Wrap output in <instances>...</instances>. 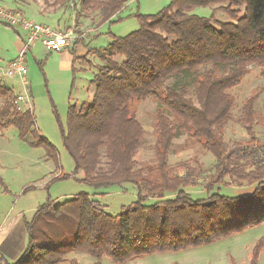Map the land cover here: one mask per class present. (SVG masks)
Returning a JSON list of instances; mask_svg holds the SVG:
<instances>
[{
    "label": "trees",
    "instance_id": "16d2710c",
    "mask_svg": "<svg viewBox=\"0 0 264 264\" xmlns=\"http://www.w3.org/2000/svg\"><path fill=\"white\" fill-rule=\"evenodd\" d=\"M127 1L41 0V5L52 13L73 12L76 25L91 19L95 28L115 21ZM198 6H210L211 15H198ZM19 7L10 9L27 17ZM219 12L226 19L217 18ZM134 16L137 29L120 36L109 32L106 45L88 50L100 61L89 81V98L68 105L66 128L60 125V131L74 160V177L81 172L79 180L93 188L130 182L135 200L114 215L86 191L59 203L47 201L30 219L20 218L21 233L0 243V264H59L74 251L93 256V264H100L104 255L121 264L208 244L264 222V147L243 140L228 145L222 137L235 102L230 89L252 64L264 77V0H170L156 13ZM76 42L83 40L75 37ZM12 94L0 84V98L9 99L0 106V131L12 125L21 139L32 135L27 143L43 146L56 160L53 146L37 134L32 107L15 94L10 99ZM147 98L157 102L155 165L140 167L134 156L144 135L132 104ZM254 100L245 98L237 118L250 140H255ZM181 134L212 154L215 163L209 173L195 159L168 163L172 141ZM203 174L201 185L209 193L190 196L185 188L200 184ZM219 184L254 187L250 193L228 196L211 191ZM167 192L172 196L165 197ZM149 198L154 201L148 203ZM258 253L256 245L250 264H256Z\"/></svg>",
    "mask_w": 264,
    "mask_h": 264
},
{
    "label": "rangeland",
    "instance_id": "374dc122",
    "mask_svg": "<svg viewBox=\"0 0 264 264\" xmlns=\"http://www.w3.org/2000/svg\"><path fill=\"white\" fill-rule=\"evenodd\" d=\"M23 1L17 0L20 4L24 3ZM39 1L41 4V0ZM17 2L16 0H0V6L4 8L22 6ZM169 2L170 0H128L120 12L114 16L115 21L104 22L97 26V29L92 26L93 21L89 19L86 26L93 29L90 33L93 37L90 34L87 35L83 42L84 46L88 50L98 48L106 45L109 32L120 36L137 29L139 22L134 16L136 12L156 13ZM25 10L30 12V8L25 7ZM195 12L198 15L210 16L212 8L198 6ZM223 14L216 13V17L226 19V15ZM27 17H33L32 19L37 21L46 20L52 26L51 19H43L40 15ZM58 22L65 31L72 27L66 25L70 23L67 15ZM73 31L79 33L76 26H73ZM19 32L23 34L21 30ZM17 38L13 28L0 21V84L11 88L17 97L24 96L26 89L29 90L37 134L53 146L56 160L46 155L47 149L43 146L34 147L27 143V140L33 139L32 135L21 139L17 129L12 125L0 131V224L14 227L10 230L7 227V233L10 236L18 231L21 233L19 220L22 216L30 219L39 205L47 201L53 204L59 203L80 191H86L97 198L105 206L107 213L116 214L122 205L135 200V186L130 182H124L120 185L93 188L79 180L81 172L74 177V160L64 146L60 131V125L66 128L68 105L88 100L89 81L100 61L91 51L86 55V64L76 60L77 62L72 66L64 67L62 64L65 63V58L61 53L63 51H46L41 43L37 42L26 54L28 72L25 78L29 85L25 88L22 86L21 78L8 74L6 68L7 61L17 53L16 48L19 43ZM230 92L235 102L231 111L232 119L222 129L224 142L230 145L234 141L243 140L249 143L255 142L254 144L264 147V77L260 75L259 67L255 64L250 65L249 72L242 78L240 84L230 89ZM248 96H255L256 123L253 126L255 140H250L246 130L237 122L243 101ZM4 100L9 99L0 98V106ZM12 103H17L16 97ZM156 105L157 102L153 98L132 104V110L142 125L144 135V142L138 147L134 156L136 166L155 165L153 145ZM187 159L201 162L206 174L212 170L215 163L212 154L206 151L198 140L181 134L173 139L167 161L169 164H174ZM102 161L105 159L102 158ZM59 173L67 174V176L55 178ZM205 179L206 175L203 174L198 179L200 184L185 188L188 194L195 198L205 197L209 193L204 191L201 185ZM253 187L254 184H219L215 185L211 191L234 196L250 193ZM171 196L169 192L165 195V197ZM153 201L151 198L147 200L148 203ZM25 241L24 235L23 243ZM256 245H259L256 264H264V222L208 244L177 251L155 252L121 264H250L251 254ZM72 260L79 264H93L95 258L85 252L74 251L65 255L59 264H70ZM100 264L116 263L104 255L101 257Z\"/></svg>",
    "mask_w": 264,
    "mask_h": 264
},
{
    "label": "built area",
    "instance_id": "2783aa9c",
    "mask_svg": "<svg viewBox=\"0 0 264 264\" xmlns=\"http://www.w3.org/2000/svg\"><path fill=\"white\" fill-rule=\"evenodd\" d=\"M0 21L20 28L25 34L16 55L8 60L6 64L8 74L11 73L19 76L22 86L25 88L29 85L25 78L28 72L26 54L30 51L31 47L40 42L46 51H57L69 46L75 37H83L89 31L85 30L79 35L73 29L67 31L57 30L49 24L37 22L23 16L18 10L2 6H0ZM18 100L23 102L27 107H32L29 90L27 89L24 92V96H19Z\"/></svg>",
    "mask_w": 264,
    "mask_h": 264
},
{
    "label": "crops",
    "instance_id": "0c3cea01",
    "mask_svg": "<svg viewBox=\"0 0 264 264\" xmlns=\"http://www.w3.org/2000/svg\"><path fill=\"white\" fill-rule=\"evenodd\" d=\"M23 2L24 3H22L20 5H23V6L27 7V8H30V12H29L28 10H25V7L23 8L21 6V8H20L18 6L20 9L23 8L22 10L25 11V13H26L25 15H27V16L28 15H40L43 19H45V18H48L49 20L51 19L50 21H51L52 26H55L54 23L56 22V25L60 29H63V27L60 25V22H58V21H60V19L62 17L65 18L66 15H67L70 18V23L66 24V25H71L72 27L70 29H73V26H76L77 29H78V27H80L79 28L80 29L79 33H76V34L80 35L83 31L89 30L86 33V35H84L83 37H78V38L82 39L83 42L85 40V37L87 35H89L91 33V31L93 30V29H91V28L86 26V20H88L87 18L81 19V21H79V23L76 25L75 24V19L76 18H75L74 15H72V14H74L73 12H70V11L67 12V11H64V10H58V11L52 13L50 11V9H44V7L40 4L39 0H36V2H33V0H24ZM36 21H37V19H36ZM38 22L49 24L48 21H46V20L38 21ZM15 28H17V27H13V30L17 34V37H18L17 39L19 40L18 46L16 48V50L18 51V49L21 47L22 41H23V39L25 37V34L20 28H17V29H15ZM95 28L97 29L98 27H95ZM20 30L23 32L22 35L19 32ZM91 37H93V36L91 35ZM79 43L80 42L74 43V40H73L69 46H67V47H65L63 49L57 50V51H63L64 52V53L61 52L63 58H65V60H64L65 63L62 64L64 67L72 66L73 64H75L77 62L76 60H78V61L80 60L82 62L81 64H86L87 60L85 58H86V55L88 53V49L84 46V44L82 42H81V44H79ZM70 51H72L73 53H71ZM74 58H75V60H73ZM26 64H27V60H26ZM27 67H28V65H27ZM7 227H9V230L11 228H14V227H12V225L9 226V225H3V224L1 225L0 224V232H1L0 233V243L6 237L9 236V234L7 233L8 232V228Z\"/></svg>",
    "mask_w": 264,
    "mask_h": 264
}]
</instances>
